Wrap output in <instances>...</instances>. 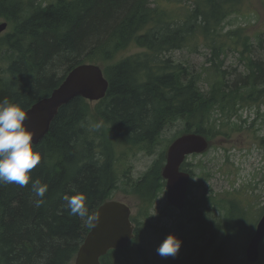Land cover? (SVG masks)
<instances>
[{
  "label": "trees",
  "instance_id": "trees-1",
  "mask_svg": "<svg viewBox=\"0 0 264 264\" xmlns=\"http://www.w3.org/2000/svg\"><path fill=\"white\" fill-rule=\"evenodd\" d=\"M240 2L198 0L178 9L174 0H0V18L10 25L1 39L6 67L0 101L7 98L25 110L85 62L101 64L109 84L92 107L75 97L59 108L47 134L33 146L41 161L27 186L0 184V264H69L90 226L69 214L66 198L83 193L89 215H94L118 187L122 147L151 154L160 133L177 121L181 133L210 139L219 134L216 111L231 114L264 102V61L247 58L244 74L228 84L218 60L227 40L232 46L241 40L242 28L223 35L218 31ZM196 44L210 51L209 65L200 72L164 58ZM130 49L138 51L122 56ZM209 75L210 90L204 92L199 81ZM164 160L161 151L139 178L124 175L122 184L139 200L133 218L137 224L139 217L149 221L164 186ZM36 179L48 185L39 207L31 187ZM138 234L136 227L135 238ZM123 250L109 251L102 264Z\"/></svg>",
  "mask_w": 264,
  "mask_h": 264
},
{
  "label": "rangeland",
  "instance_id": "rangeland-1",
  "mask_svg": "<svg viewBox=\"0 0 264 264\" xmlns=\"http://www.w3.org/2000/svg\"><path fill=\"white\" fill-rule=\"evenodd\" d=\"M174 2L178 9H182L183 6L192 7L198 0ZM236 7L237 11L227 16L218 29L223 35L242 28L241 40L247 43L244 46L239 40L232 46L227 40L228 46L218 58L222 60L221 69L226 72L228 84L237 74H244L247 58L264 61V0H241ZM3 20L0 18V22ZM8 31L10 25L0 36V49L1 39ZM137 51L130 49L121 54L125 56ZM209 57L208 46L196 44L172 50L164 58L200 72L208 67ZM5 67L6 60L0 58V76H3ZM62 71L58 70L56 74L61 75ZM211 81V75L208 80L202 78L200 89L208 92ZM95 103L89 104L92 107ZM213 116L219 134L209 139L211 144L206 151L189 155L183 166L190 172L191 182L187 187L184 209L178 210L167 203L166 187L163 186L149 210V221L137 218L139 224L134 223L139 228L138 236L126 249L112 254L107 259L109 262L187 264L195 249L192 264L197 259L201 264H245V245L257 219L264 213V102L246 105L231 114L216 111ZM182 128L180 121L164 128L151 154L120 149L125 154L116 163L118 187L109 199L126 202L131 207L132 218L136 216L139 200L122 184L126 179L124 175L131 180L139 178L158 158L159 152H165L170 142L181 134ZM168 231H172L182 245L175 257L162 258L156 249L170 234ZM259 250L260 257L255 264H264V239Z\"/></svg>",
  "mask_w": 264,
  "mask_h": 264
},
{
  "label": "water",
  "instance_id": "water-1",
  "mask_svg": "<svg viewBox=\"0 0 264 264\" xmlns=\"http://www.w3.org/2000/svg\"><path fill=\"white\" fill-rule=\"evenodd\" d=\"M6 27L7 22H0V34ZM108 85L99 65L85 63L73 67L48 96L24 110L28 116L26 127L34 133L33 146L47 134L51 121L61 106L75 97L98 101L105 96ZM209 146L210 141L197 133L182 134L168 145L160 174L165 180L169 205L178 210L184 208L190 174L180 170V166L187 155L202 153ZM96 214L100 216L99 221L95 227L90 226L76 252L74 264H100V257L107 251L126 247L134 237V224L130 220L131 208L127 203L119 200L106 201L97 208L94 215ZM263 238L264 214L246 245L245 258L248 263L258 261V246Z\"/></svg>",
  "mask_w": 264,
  "mask_h": 264
},
{
  "label": "clouds",
  "instance_id": "clouds-1",
  "mask_svg": "<svg viewBox=\"0 0 264 264\" xmlns=\"http://www.w3.org/2000/svg\"><path fill=\"white\" fill-rule=\"evenodd\" d=\"M28 119L26 112L7 98L0 101V184H16L25 187L31 179L30 172L41 161L39 150H34V133L25 124ZM32 191L39 199L36 206L44 201L48 185L39 179L33 180ZM66 206L70 215L86 219L89 226L95 227L99 221V214L89 215L86 207V196L83 193L66 198ZM182 245V241L174 234H169L156 249L162 258L175 257Z\"/></svg>",
  "mask_w": 264,
  "mask_h": 264
},
{
  "label": "flooded vegetation",
  "instance_id": "flooded-vegetation-1",
  "mask_svg": "<svg viewBox=\"0 0 264 264\" xmlns=\"http://www.w3.org/2000/svg\"><path fill=\"white\" fill-rule=\"evenodd\" d=\"M263 239H264V238H263ZM263 239H262V240H263Z\"/></svg>",
  "mask_w": 264,
  "mask_h": 264
}]
</instances>
